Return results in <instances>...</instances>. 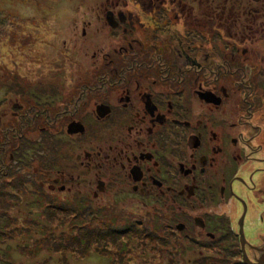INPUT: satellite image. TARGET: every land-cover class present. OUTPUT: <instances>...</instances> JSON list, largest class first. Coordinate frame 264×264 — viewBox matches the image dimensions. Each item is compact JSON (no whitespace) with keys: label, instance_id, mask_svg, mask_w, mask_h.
I'll use <instances>...</instances> for the list:
<instances>
[{"label":"flooded vegetation","instance_id":"flooded-vegetation-1","mask_svg":"<svg viewBox=\"0 0 264 264\" xmlns=\"http://www.w3.org/2000/svg\"><path fill=\"white\" fill-rule=\"evenodd\" d=\"M89 9L96 25L84 23L76 47L65 46L78 68L28 90L10 78L3 86L1 177L32 183L24 175L34 166L50 196L130 206L161 228L185 222L176 218L195 199L211 207L206 219L193 218L196 232L213 239L218 230L219 240L229 234L214 227L225 216L215 206L232 201L237 225L229 212L227 248L261 264L264 0H104ZM78 44L91 53L88 67L74 58ZM48 129L65 139V152L45 166L39 149ZM250 219L260 224L252 232Z\"/></svg>","mask_w":264,"mask_h":264},{"label":"rangeland","instance_id":"rangeland-1","mask_svg":"<svg viewBox=\"0 0 264 264\" xmlns=\"http://www.w3.org/2000/svg\"><path fill=\"white\" fill-rule=\"evenodd\" d=\"M103 1L0 0V102L3 99V86L7 83L8 78L12 79V84H15V86H17V83H20L21 86L22 83V86L28 90L31 86H38L40 82L55 81L54 75L57 74L59 69L67 71L69 69L68 65L75 68L77 65L70 64L68 59L71 53L69 51L68 54L65 46L67 48H69V45L76 47L77 39H81L80 34L85 26L84 23L91 21L93 27L96 25L93 13L85 14V12L90 11V7H95ZM82 45H84V42ZM87 46H92V44L89 43ZM77 47H81V52L74 53V58L81 56L80 61L82 64L86 67L90 66L93 62L90 59L91 53L86 55V53H82L86 48L82 51V46L78 44ZM64 60L67 61V65L62 68L64 65L62 61ZM262 79L264 80V77ZM53 129L54 126L51 130ZM48 132L42 135L41 149H39L43 153L40 162L45 166L51 165L55 157L65 152V139L51 135L49 129ZM25 143L26 147L31 144L27 140ZM29 158L30 156H27V159ZM32 167L29 169L30 173L24 175L27 176V181L28 179L33 180L32 183L25 182V184L18 186L15 181H11L14 184L8 182L10 177L7 179V177H1L2 174L0 175V204H3L4 207V209H0V216L1 214L9 216V222L8 220L7 222L8 225L11 224L10 228L12 230L18 228L23 231L11 238L13 242L10 246V255H12L16 264H42L45 260L47 261L45 264H60L58 255L54 254L52 256L49 253L51 251L50 247L44 250L42 246L41 249L43 250H41L36 244V239L37 241L43 239L42 230L32 225V229L37 230L41 235L28 237V229L23 227L24 221H29L26 209L23 208L24 202L36 200L38 196L35 195L37 198L31 196L34 192L44 193V199L40 201L43 208L53 206L51 204L57 205L58 210L49 209L48 219L53 221L52 223L43 219L38 221L39 223L44 221L42 222L46 227L44 230L51 234L50 238L56 237L62 245L61 249L62 247L67 249L65 252L68 257L67 264H245L238 248L232 253L227 248L232 236L228 232V223L224 227L229 212L230 219L228 222L230 223L231 220V225L236 224L233 215L237 206L232 209L230 206L232 201L215 206L214 213H225V216L223 218L217 215L216 222L213 221V224H216L214 227L219 226L217 229H224L230 236L227 235L220 240L216 239L220 237L216 234L219 232L217 230L216 233L213 231V239L203 238L196 232L195 226L200 227L194 225L193 218L199 215L205 216L207 211L203 208L211 209V207H206V205L201 207L195 199L183 202L181 210L184 215L176 218L184 217L185 222L184 220L177 222L171 219L170 227L161 228L156 225L152 226V221L141 220L139 216L131 213L128 210L131 208L130 206L107 204L108 202L104 206L100 201L77 203L74 199L66 198L64 195L50 196L47 194L48 191L38 189L32 174ZM46 187L48 188V185ZM77 189L74 187L72 193H75ZM21 201L24 202L21 203ZM19 202L22 205L15 206L14 203ZM5 204L9 206L6 207ZM114 207L115 212H113ZM87 209L92 214L87 216L85 213ZM116 213L117 219L114 215ZM261 214L264 216L263 191L261 195ZM206 217L204 218L206 219ZM112 218L115 220H112ZM254 222L255 226L252 229H258L260 224L257 226V221ZM187 223L192 229L190 230L189 227L188 231H181L180 228L183 227V224L187 225ZM49 224H52V226ZM143 224H146L148 229L142 226ZM76 225L85 230L83 236L88 235L86 232L88 231L93 233L94 236L102 238L101 245L87 243L82 246L76 244L75 238L80 234ZM6 229H8L6 226L3 229L0 228L3 231H6ZM12 235L11 233L10 236ZM248 239L251 238L248 237ZM241 241L243 244L242 236ZM23 246L25 249H22ZM33 251L38 254L37 257L34 256ZM0 257H2V254H0Z\"/></svg>","mask_w":264,"mask_h":264},{"label":"trees","instance_id":"trees-1","mask_svg":"<svg viewBox=\"0 0 264 264\" xmlns=\"http://www.w3.org/2000/svg\"><path fill=\"white\" fill-rule=\"evenodd\" d=\"M13 86H15V84H13ZM17 86H20V83H17ZM20 87H22V83H21ZM27 148H29L28 145H27L26 149ZM41 165H42V163H41ZM32 195L35 197V193L31 194V196ZM43 195H44V193H42L41 196L39 195L38 198L35 197V198H37L36 200H32L30 202H24L25 201V195L23 196L24 197V201H21V203L22 202L25 203L23 208L26 209V215L29 217V221L28 220L24 221L26 224L23 223V227H24V229L25 228L28 229V232H27L28 237H31V236H34V235H41L40 232H38L37 230L32 229V225H35L38 228H40L42 230V235H43L42 238L43 239H40L39 241H37V239L35 240L36 244L39 246V249H41L42 246H43L44 250L47 249L48 247H50L51 251L49 250L50 251L49 253H51L52 256L54 254H57L58 255L57 257H58V260H59L60 264H63V263L67 264L68 263V257H67V255H65V252H66L67 249H63V247L61 249L62 245L57 240L56 237L55 238L54 237L50 238L51 234L47 233L44 230V228H46L44 223H42L44 221L39 223V221H41V219L47 220L49 223H52L53 221H50L48 219V216L50 214L49 213V209L58 210L57 209V205H55V204H51L53 206H47V207L43 208V204L40 202L41 199H44ZM21 203L19 202V203H14V204H16L15 206H17L19 204L22 205ZM5 205H6V207L9 206L8 204H5ZM0 209H4L3 204H0ZM109 210H111V209H109ZM62 211H63V209H62ZM115 211L116 210H115V207H114L113 208V212H115ZM89 212H91V211L89 209H87V211L85 212L87 216H88V214H92V213H89ZM110 212H112V211H110ZM114 215L116 216V218H115V216H113V218L117 219L118 218L117 213L114 214ZM5 216H6V218H5ZM5 216H4V214H1V216H0V228L3 229L5 226H6V228H8V229H6V231L5 230L4 231L0 230V237H1L0 238V254H2V257H0V264H16V262L12 258V255H10V253H11V250H10L11 247L10 246H11V244L13 242V241H11V238H13L14 235H17V233L21 232L22 230H19L18 228L12 230L10 228L11 224L9 223V225H8L9 216H7V215H5ZM113 218H112V220H115ZM7 220H8V222H7ZM119 220H121V219H119ZM77 221H81V220H77ZM111 222H114V221H111ZM50 226H52V224ZM76 226H77V231H79V233H80L75 238V243L76 244L82 245V246H83V244L86 245L87 243L94 244V245H97V246L101 245L100 243L102 242V238H100V237H98L96 235L94 236L93 233H89L88 231H86L88 233V235L83 236L82 234H83V231H85V230L83 228L79 227V225H76ZM142 226H144L145 228L148 229V226L146 224H143ZM152 226H154V225H152ZM126 231H128V229H126ZM131 232H132V230H131ZM11 233L13 234L12 236H10ZM6 238H8V239H6ZM42 241H44V242H42ZM8 243H9V245H8ZM22 249H25V247L23 246ZM41 250H43V249H41ZM55 251H57L59 253H56ZM63 251H64V253H63ZM33 254H34L35 257H37L36 255H38L34 251H33ZM79 256H80V254H79ZM45 263H47L46 260L42 262V264H45Z\"/></svg>","mask_w":264,"mask_h":264},{"label":"bare ground","instance_id":"bare-ground-1","mask_svg":"<svg viewBox=\"0 0 264 264\" xmlns=\"http://www.w3.org/2000/svg\"><path fill=\"white\" fill-rule=\"evenodd\" d=\"M239 190V189H238ZM231 207H232V209L233 208H236V204L234 203H232L231 205H230ZM253 219H250L249 220V224L248 225H246V230L247 231H250V232H252L253 231V227H254V224H255V222L253 221ZM259 221V220H258ZM258 221H257V223H258ZM251 222V223H250ZM242 229H243V226H242V228L240 227V230H241V232H242ZM252 229V230H251ZM180 230L182 231V230H184V227H181L180 228ZM241 236H242V240H243V244H244V241H245V237H244V233L242 232V234H241Z\"/></svg>","mask_w":264,"mask_h":264},{"label":"water","instance_id":"water-1","mask_svg":"<svg viewBox=\"0 0 264 264\" xmlns=\"http://www.w3.org/2000/svg\"><path fill=\"white\" fill-rule=\"evenodd\" d=\"M241 228H242V226H241ZM262 231H264V220L263 221H261V232ZM264 248V247H263ZM262 248V249H263ZM262 256H261V258H264V251H262V254H261ZM244 257H245V259L247 258V255H246V253H244ZM261 264H264V259H262L261 260Z\"/></svg>","mask_w":264,"mask_h":264}]
</instances>
